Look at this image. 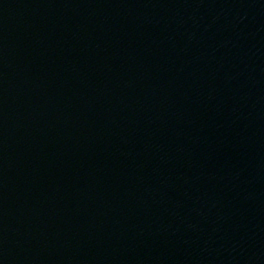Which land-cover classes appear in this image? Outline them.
<instances>
[{"label": "water", "instance_id": "obj_1", "mask_svg": "<svg viewBox=\"0 0 264 264\" xmlns=\"http://www.w3.org/2000/svg\"><path fill=\"white\" fill-rule=\"evenodd\" d=\"M0 264H264V0H0Z\"/></svg>", "mask_w": 264, "mask_h": 264}]
</instances>
